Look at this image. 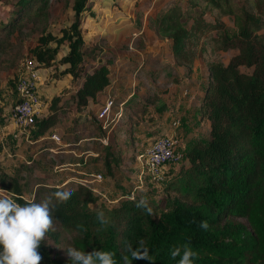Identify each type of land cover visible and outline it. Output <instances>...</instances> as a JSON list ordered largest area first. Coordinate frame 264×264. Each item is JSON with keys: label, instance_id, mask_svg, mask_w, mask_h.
Instances as JSON below:
<instances>
[{"label": "trees", "instance_id": "trees-1", "mask_svg": "<svg viewBox=\"0 0 264 264\" xmlns=\"http://www.w3.org/2000/svg\"><path fill=\"white\" fill-rule=\"evenodd\" d=\"M94 1L73 0L70 22L62 25L59 32L40 31L27 55L38 61L40 72L51 69L54 82L69 77V86L64 89L68 104L62 103L60 95L52 97L47 112L28 127L35 139L59 121L62 107L74 114L82 112L96 103L113 81V58L104 56V51L92 44L85 25V17L100 25L95 16L99 7L92 6ZM111 1L113 5L119 0ZM4 2L7 0H0V5ZM10 3L13 8L6 18H0V52L27 22L49 15L50 0ZM136 25H143V16ZM147 26L169 42L175 66L191 67L210 51L237 50L226 63H208V81L200 101V117L208 121L206 138H197L185 146L173 133L183 159L163 168L164 180L154 181V189L140 179L136 186L142 195L124 191L115 202L93 208L90 204L97 202L101 193L83 181L72 186L70 197L60 198L57 194L60 206L54 209L55 222L70 233L69 240H63L68 246L86 251L110 250L116 264H124L128 246L135 247L140 240L154 260L134 258L132 264H176L179 257H172L171 250L185 244L196 251L195 264H237L240 260L264 263V0H173L157 13L149 14ZM15 82L16 77L9 81L16 94L14 103L19 100ZM163 93L149 89L145 97H134L125 104L127 110L119 130L126 136L123 148L135 156L141 151L136 148L141 126L155 121L168 107ZM102 106L97 113L90 112L88 119L102 137L100 154L110 173L113 165L121 163L122 147L112 151L111 133L98 117ZM161 135L171 134L153 138ZM25 168L32 171L30 164ZM21 178L18 174L0 173V190L5 195L13 194L20 203L26 199L38 201L59 185L36 182L31 198L25 196ZM141 196L151 204L152 214L136 207ZM100 209L107 223L97 219ZM201 220H207L209 228H201ZM88 231H94L95 236L90 237ZM48 232L58 240L59 232ZM43 243L45 256L41 264H72L71 258L55 257L45 240Z\"/></svg>", "mask_w": 264, "mask_h": 264}, {"label": "rangeland", "instance_id": "rangeland-1", "mask_svg": "<svg viewBox=\"0 0 264 264\" xmlns=\"http://www.w3.org/2000/svg\"><path fill=\"white\" fill-rule=\"evenodd\" d=\"M72 1L73 0H50L48 17L35 18L36 20L27 22V24H25L15 36L9 38L11 42L9 46H6L4 51L0 52V173L5 172L21 176V182H24V194L31 198L34 197L36 191V182L46 185L51 183L60 184L63 182L62 184L67 183L68 185L73 186L74 184H77L78 181H83L92 185L97 191H100L101 197L97 202L90 204L91 207L98 208L102 203L110 204L115 202L116 197L121 195L124 191L131 190L136 195H142L143 193V191L136 186L138 183H141V180H138V173L140 172L141 166L138 159V153L140 151L137 153V156H135L136 154L133 155L129 149L127 150L123 148V140H126V136L121 130H119L121 121L125 117V109L122 111L123 113L120 118H117L114 121L110 118L109 125L106 126V129L111 133L110 143L112 145V151L117 152V147L121 146V155L123 156L120 165H113L110 173L107 171L104 162H101L102 156H94V154L88 159L82 157L80 160V162H85L81 164V166L88 167L86 174L77 173L76 170H80V172L83 171L82 169L77 168L78 166L60 164V161L66 162L67 160L60 157L62 153H53L49 150V147L57 146L53 140L39 139L36 141L32 135L33 130H31V128L29 129V135L27 136L20 131L12 117V110L16 104L14 103L16 94L14 92V86L10 85L9 81L15 79L17 68L21 61L30 53V49L36 44L40 31L52 30L54 32H59V28L62 25L70 22L73 13L71 9ZM172 1L173 0H119L118 3L114 2L112 5L111 0H95L93 3L94 5L92 4V6L100 8L96 10L95 16L100 22L99 26L103 25V27H106L108 33L107 36L104 37L103 34H105V32L98 31L96 27L98 21L95 22L90 17H85V25L88 29L89 38L92 44L96 43L98 48L101 51H104V56L106 57L116 58L119 56V53H124L119 51V49L137 51L143 47L139 38L145 32L144 28L137 29L134 27L137 20L143 15L146 16L153 14L154 12L156 13L160 7L172 3ZM97 4L99 6H97ZM12 8L13 6L12 3H10V0L2 3L0 5V18H6L9 10ZM208 17L212 19V16L208 15ZM119 19H123L121 23L123 26L117 27V30H113L115 23ZM225 20L227 23H230V20L227 17ZM125 23L133 25V27L128 31H123V27L126 26ZM113 31H117V36L120 35L118 40L117 37L113 35ZM135 34H137V36ZM153 39L156 40V37L153 36ZM164 47L167 50L170 48V44H164ZM163 52L167 53L166 51ZM236 52V49H230L220 53H213L210 51L205 55L204 59H197L198 62L196 63L194 73L199 76V79H197L198 85L196 90L198 88L201 90L203 89L205 83L203 80L208 73L207 67L209 62L220 61L226 63ZM149 53L150 51L144 53L146 59L147 56L152 54ZM148 58L149 62H151L152 58ZM152 61L153 65L151 62V65H147L142 71H136L137 79H141V84H139V86H142V88L148 87L152 90L163 91L165 92L163 93L165 98L166 92H168L172 86L171 84H177L180 80V75L182 73L187 75L188 70L186 68L175 70V68L171 66H166V68H164V66H161L162 61L157 59ZM142 63L143 62L139 64L140 69ZM241 69L246 72L249 71V69L245 67H242ZM44 70L46 74V76L44 75L45 83L44 86H41L40 95L45 106L49 105L52 99L51 96H57L51 94L52 92H57L56 89H53L57 86H59L57 89H59V91L61 90L60 96L62 97V103L67 105L68 100L65 98V85H63V83L66 82V79L63 78L54 82L51 77L52 70ZM138 80H136V83ZM49 89L52 91L49 92ZM146 94L147 93H144L143 96H146ZM115 110H117V107H115ZM64 117H66V115L62 112L61 118ZM198 119L199 116L196 114H194L193 120L190 119L188 122L182 119V121H184L182 127L184 128V136H186V139H183L184 136H179V139L182 141L184 140L188 146L197 138H206V132L203 130L206 126V121H203L199 126V131H196V128L199 125ZM94 121L95 123L98 122L96 118ZM152 126L153 125L151 124H145L144 127L140 129L141 135L143 136L145 134L143 132H153L154 129ZM51 128L54 129L55 126ZM201 129L203 131H200ZM193 130L195 131V134L190 136L189 133L193 132ZM113 137L115 138L113 139ZM116 141L119 142V145L116 144ZM100 147L101 146H99V148ZM138 147L140 149L139 144H137V149ZM92 152L95 153L94 151ZM28 164H30L32 168L31 172L25 168ZM96 173L102 174V181H93V176ZM142 179L144 185L154 189V181L150 182L149 178H146L145 176ZM0 192L2 195H5L1 190ZM6 196L14 198V195L11 193L6 194ZM50 230L59 232L58 240H55V237L49 232H47L44 238L46 244L52 248L53 255L58 258H71L67 253V247L69 246L65 244L66 240H69L70 238V233L62 229L59 223L55 221ZM88 234L90 237L95 236L94 231H88ZM63 237H65L66 240H63ZM39 264L41 263L39 262ZM237 264L251 263L246 260H240Z\"/></svg>", "mask_w": 264, "mask_h": 264}, {"label": "crops", "instance_id": "crops-1", "mask_svg": "<svg viewBox=\"0 0 264 264\" xmlns=\"http://www.w3.org/2000/svg\"><path fill=\"white\" fill-rule=\"evenodd\" d=\"M161 8V7H160ZM159 8V9H160ZM157 10V12L159 11ZM156 12V13H157ZM155 14V12L153 13ZM147 16L143 15V25L141 27H138V25H135L137 29H142L144 28L145 32L142 36H140L139 40L143 44L142 48L136 50H125V49H119V51H122L124 53H119L118 57L113 58L112 64H111V74L113 77L112 83L105 88L103 92L100 93L98 101L95 103H91L89 106H87L82 112L74 114L73 111L67 110V108L62 107L59 113V121L54 125L55 128L52 129L50 128L47 130L42 136H40L37 140L41 139H51V134L54 132H57L61 136V141L57 142L54 141L57 146L49 147V150L53 153H62L60 155L61 158H65V161H60V164L62 165H74L78 166L77 168L82 169L83 171L80 172V170H76L77 173L80 174H86L88 171L87 166H81V164L85 162H80L82 157H85V159H88L92 154L94 156H102L100 154V148L103 142L102 137L98 133V131L95 129V125L91 120L88 118L91 117L89 115L90 112L97 113V111L100 109L102 106V103L106 100L107 96L113 95L118 102H124V109L125 112L127 110L126 107V102H129L132 98L136 97H145L143 96L144 93H148V90L150 88H142V86H139L141 84V79H137L136 71H142L145 69V67L148 65H153L152 60H160L162 61L161 66H171L177 69H184L186 68L188 70L187 75L182 73L180 75V80L177 84L173 83L171 84V88L166 92V101L168 103L167 109H165L162 114H158L157 118L155 121L150 122V123H145V124H151L153 125L154 131L150 132H143L145 133L143 136L139 138L137 144L140 145L139 150H145L147 146H149L150 142L154 139L153 137L157 134H162V133H167V134H173L176 133L179 136H184V128L182 127V123L184 121L188 122L190 119L193 120L194 114L199 116L198 122L199 125L196 128V131H199L200 125L202 124L203 121L202 118L200 117V101L201 98L204 94L206 84L208 81V76H209V70H208V75L204 77L205 83L203 86V89H197V79H199L198 75H195V69H196V63L198 60H196L191 67L188 66H175L171 63V51L169 49H165V45H169V42L167 40L160 39L156 33L150 29L147 26ZM123 19H119L116 23L115 26L113 27V30H117V27L123 26L121 25ZM126 26L123 27V31H128L133 25L126 24ZM96 27L98 31L100 32H105L103 36H107V31L106 27H103V25L99 26L96 24ZM117 31H113V35L117 37V40L120 38V35L117 36ZM153 36L156 37V40L153 39ZM116 40V41H117ZM125 41V40H123ZM127 44V43H126ZM146 51H150L149 56H147V59L144 56V53ZM163 51H166L167 53H164ZM151 57L152 60L149 62V58ZM163 58V59H162ZM141 64V69L139 67V64ZM45 71L41 72L42 76V81H41V86H44L45 83ZM188 76V77H187ZM136 78V79H135ZM66 82L63 83L65 85L64 88H67L69 86L68 80L69 77H65ZM136 80L138 82L136 83ZM143 81V80H142ZM62 82V81H60ZM59 87V86H57ZM56 89L57 92H52V95H60L61 90ZM41 88V87H40ZM43 90V89H42ZM52 90L49 89V92ZM54 91V90H53ZM185 91H188L187 94H185ZM189 94V95H188ZM147 95V94H146ZM188 95V96H186ZM52 98V96H51ZM68 99V95L65 97ZM47 109L49 105H46ZM46 106L44 103V114L47 112ZM65 114L66 117L61 118V114ZM175 117V118H174ZM177 117V118H176ZM77 118L78 120H76ZM174 118V119H173ZM184 119V121H182ZM178 121V124L175 125L174 122ZM144 124V125H145ZM198 124V123H197ZM141 126V128L144 127ZM52 126V127H54ZM208 126V121H206V126L203 128L206 132V128ZM140 128V129H141ZM52 129V131H51ZM152 129V130H153ZM202 129L200 131H203ZM189 132V131H187ZM150 134V135H149ZM192 134H195V131L190 132L189 135L191 136ZM199 136V135H198ZM183 139H186V136H184ZM94 140V141H93ZM184 145L187 146V143L183 140ZM136 144V148H137ZM94 151L95 153H93ZM133 153V152H132ZM53 155V154H51ZM53 157V156H52ZM74 160V161H72ZM71 162V163H70ZM101 162H103V158H101ZM141 170V166H140ZM93 173V172H90ZM97 174V173H96ZM140 172L138 173V180L140 179ZM82 178V177H79ZM66 182V181H65ZM100 192V191H99Z\"/></svg>", "mask_w": 264, "mask_h": 264}, {"label": "clouds", "instance_id": "clouds-1", "mask_svg": "<svg viewBox=\"0 0 264 264\" xmlns=\"http://www.w3.org/2000/svg\"><path fill=\"white\" fill-rule=\"evenodd\" d=\"M73 192L72 186L59 184L54 191L48 192L38 201L26 199L23 203L0 195V264H39L45 256L44 238L56 218L54 209L60 206L57 194L60 198H67ZM136 207L145 213H153L151 204L143 196L136 201ZM96 217L101 223H107L102 209L96 212ZM200 227L209 228L208 221L201 220ZM136 245L128 246L127 254L123 257L124 264H132L134 258L154 260L143 240L138 241ZM67 253L72 264H116L114 253L110 250L93 248L86 251L69 246ZM170 255L179 257L176 264H195L197 253L185 244L183 247H174Z\"/></svg>", "mask_w": 264, "mask_h": 264}, {"label": "built area", "instance_id": "built-area-1", "mask_svg": "<svg viewBox=\"0 0 264 264\" xmlns=\"http://www.w3.org/2000/svg\"><path fill=\"white\" fill-rule=\"evenodd\" d=\"M135 35L137 36V34ZM41 81L38 61L32 56L25 57L16 70L15 85L19 100L14 105L12 117L20 131L27 136L29 135L28 127L35 122L37 117L44 115V102L40 95ZM187 93L188 91H185V94ZM122 111H124V102L117 104L114 98L109 96L98 112V117L103 120L104 127H106L109 125L110 118L113 121L120 118ZM174 124L177 125L178 121H175ZM51 138L57 142L61 141V136L57 132L51 134ZM107 140L108 137L104 139V141ZM177 144L178 139L174 134L161 135L156 137L145 150L140 151L138 153L141 164L140 179L142 180L144 176L148 175L153 181L162 182L164 180L163 168L177 164L183 159V154L177 148ZM93 177V181L100 182L103 179L100 173Z\"/></svg>", "mask_w": 264, "mask_h": 264}]
</instances>
